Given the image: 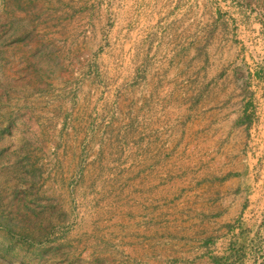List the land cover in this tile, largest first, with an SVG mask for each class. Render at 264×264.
Segmentation results:
<instances>
[{
	"label": "rangeland",
	"instance_id": "obj_1",
	"mask_svg": "<svg viewBox=\"0 0 264 264\" xmlns=\"http://www.w3.org/2000/svg\"><path fill=\"white\" fill-rule=\"evenodd\" d=\"M191 3L201 26L249 12L237 19L245 41L255 12L260 48L237 57L264 60V0ZM130 4L140 1L0 0V264L141 263L129 240L144 216Z\"/></svg>",
	"mask_w": 264,
	"mask_h": 264
},
{
	"label": "crops",
	"instance_id": "obj_2",
	"mask_svg": "<svg viewBox=\"0 0 264 264\" xmlns=\"http://www.w3.org/2000/svg\"><path fill=\"white\" fill-rule=\"evenodd\" d=\"M137 1L124 20V41L139 48L143 68L144 216L129 237L131 256L140 264H264V60L237 57L259 50L258 16L243 28L245 41L240 23L249 12L223 11L224 24L201 26L191 3L243 0Z\"/></svg>",
	"mask_w": 264,
	"mask_h": 264
}]
</instances>
